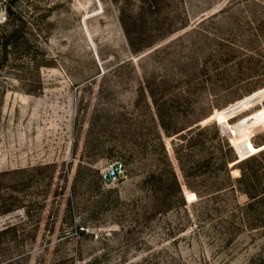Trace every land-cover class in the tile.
I'll return each instance as SVG.
<instances>
[{
  "label": "rangeland",
  "instance_id": "obj_1",
  "mask_svg": "<svg viewBox=\"0 0 264 264\" xmlns=\"http://www.w3.org/2000/svg\"><path fill=\"white\" fill-rule=\"evenodd\" d=\"M263 125L264 0H0V264H264Z\"/></svg>",
  "mask_w": 264,
  "mask_h": 264
},
{
  "label": "trees",
  "instance_id": "obj_2",
  "mask_svg": "<svg viewBox=\"0 0 264 264\" xmlns=\"http://www.w3.org/2000/svg\"><path fill=\"white\" fill-rule=\"evenodd\" d=\"M197 129H198L199 134H200L203 131V129H206V128L198 127ZM214 130H215L214 138L216 140V148H217V151L219 153V156L217 157L218 162H220L219 167L225 169L226 178H227V180L228 179L230 180L231 178H230V174H229V171L227 168V163L228 162H230V163L234 162L235 159H234V157L231 158L230 160H229V158H227L226 153L224 151V146H225L224 141L219 136L218 128L216 127ZM173 152H174V156H175V159L177 161L178 167L182 173V176L186 177L188 171H186V169L184 168L185 163L183 162V160L180 156L179 147L174 145L173 146ZM254 160H256L255 157H252V158L247 157V158L241 160L239 165L242 166L245 164H249L250 162H252ZM192 163L194 165L193 166L194 169L199 166V164L197 162H192ZM248 168H251V167H248ZM170 170H171V174H172L174 180H176L175 172L173 171L171 166H170ZM239 170H240V176L237 179H238V181H241L243 183L242 184L243 185V192L247 193V195L250 199V202H252V203H264V185L261 186L257 171L255 169H251V176H250L249 174L245 173L244 168L239 167Z\"/></svg>",
  "mask_w": 264,
  "mask_h": 264
},
{
  "label": "built area",
  "instance_id": "obj_3",
  "mask_svg": "<svg viewBox=\"0 0 264 264\" xmlns=\"http://www.w3.org/2000/svg\"><path fill=\"white\" fill-rule=\"evenodd\" d=\"M259 126H262V125H259ZM123 175H124L123 164L118 161H115L100 171V180L103 184H106V185L115 184L123 177Z\"/></svg>",
  "mask_w": 264,
  "mask_h": 264
},
{
  "label": "water",
  "instance_id": "obj_4",
  "mask_svg": "<svg viewBox=\"0 0 264 264\" xmlns=\"http://www.w3.org/2000/svg\"><path fill=\"white\" fill-rule=\"evenodd\" d=\"M219 128H220V130H221L222 132L226 130L225 127L222 126V125H220V124H219ZM238 158H239V156H238Z\"/></svg>",
  "mask_w": 264,
  "mask_h": 264
}]
</instances>
